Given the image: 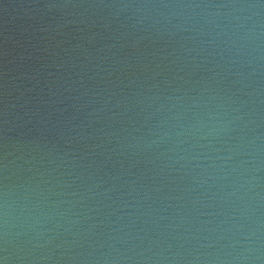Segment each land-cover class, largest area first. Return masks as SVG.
<instances>
[{"label":"water","instance_id":"obj_1","mask_svg":"<svg viewBox=\"0 0 264 264\" xmlns=\"http://www.w3.org/2000/svg\"><path fill=\"white\" fill-rule=\"evenodd\" d=\"M0 264H264V0H0Z\"/></svg>","mask_w":264,"mask_h":264}]
</instances>
